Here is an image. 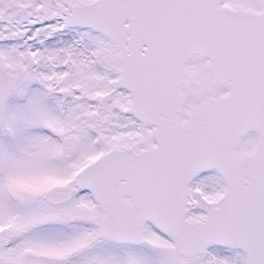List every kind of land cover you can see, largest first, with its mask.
Masks as SVG:
<instances>
[{"label":"snow or ice","instance_id":"obj_1","mask_svg":"<svg viewBox=\"0 0 264 264\" xmlns=\"http://www.w3.org/2000/svg\"><path fill=\"white\" fill-rule=\"evenodd\" d=\"M0 264H264V0H0Z\"/></svg>","mask_w":264,"mask_h":264}]
</instances>
